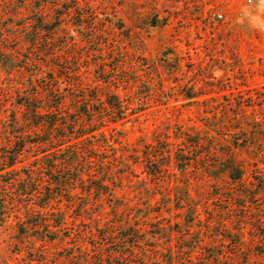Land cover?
<instances>
[{
  "label": "rangeland",
  "instance_id": "1",
  "mask_svg": "<svg viewBox=\"0 0 264 264\" xmlns=\"http://www.w3.org/2000/svg\"><path fill=\"white\" fill-rule=\"evenodd\" d=\"M38 20L53 28L39 39L34 35ZM59 67L66 68L71 83L78 77L82 87L115 94L125 105V118L105 129L117 141L116 157L122 156L133 174H120V188L114 190L121 204L117 214L105 200L101 208L94 203L82 213L63 194L48 203L42 216L18 217L9 206L7 215H0V264H77L67 258L68 232L78 234L77 243L90 252L105 228L118 238L133 225L143 241L141 249H134L136 263H205L197 260L199 248L233 257L220 225L234 234L240 214L226 212L213 180L192 167L181 173L172 164L173 176L154 179L144 172L141 151L158 140L180 145L182 139L174 138L178 128L191 134L194 128L223 145L207 125L215 127L216 118L232 115L241 103L239 109L251 115L248 121L260 122L263 130L238 156L248 169L247 181H253L254 165L264 171L254 158L264 147V0H0V153L37 134H15L10 128L12 114L22 111L16 102L30 74L40 69L38 77L50 71L56 76ZM21 165L48 177L31 156L15 167ZM185 192L190 202L178 204ZM189 208L197 214L191 224ZM249 221L243 226L244 253L236 252L234 261L247 255L253 264H264V248L257 239L251 241ZM53 232L57 240L51 241Z\"/></svg>",
  "mask_w": 264,
  "mask_h": 264
},
{
  "label": "trees",
  "instance_id": "2",
  "mask_svg": "<svg viewBox=\"0 0 264 264\" xmlns=\"http://www.w3.org/2000/svg\"><path fill=\"white\" fill-rule=\"evenodd\" d=\"M37 22L40 25L34 29L36 38L39 39L45 30L53 31L50 27L46 29L41 20ZM59 69L56 76L50 71L43 77H38L42 71L37 69L30 74L26 89L18 95L16 104L22 111L20 116L12 114L10 128L15 134L25 131L37 134L32 138L18 139L17 143L6 147L0 153V172H3L0 175L2 217L7 215L9 206L15 208L18 217L20 214L25 217L42 216V210L48 203L62 194L66 196L70 207L74 206L82 213H86L88 206L94 203L101 208L102 204L99 202L102 200L110 203L112 213L117 214L121 207L114 190L120 188V174L130 172V166L122 156L116 157L118 150L113 144L117 141L113 136H107L108 131L105 128L107 124H116L124 119L127 108L115 94L99 88L88 90L80 85L78 77H75V83H71L66 68ZM63 77L66 85L61 88L63 83L60 80ZM239 104L241 103H238V108L232 115L224 112L220 118L214 117L215 127L207 125L216 136L223 139V145H219L217 138L213 136H201L200 132L193 131L194 128L190 129L192 134L178 128L174 138L182 139L180 145L174 147L173 143L158 140L156 144L145 145L141 151V163L147 175L154 179L165 175L173 176L169 171L171 164L181 173L192 167L194 171H200L213 180L214 188L218 190L216 196L225 203L227 213L231 215L239 212L240 215L236 214L237 226L234 227V234L225 225H220L228 233L221 236L232 243L234 252L230 254L233 257L214 253L213 248L206 252L202 251L204 248H199L197 260L205 261L201 264H253L247 255L239 263L234 261L236 252L244 253L243 226L248 220L252 227L248 231L251 241L257 239L264 248V209H261L264 201L259 203L264 199V171H258L254 165L253 181H247L248 169L244 160L238 156V151L247 147L246 144L252 140V136L263 129L260 128V122L248 121L251 115L248 116L240 110ZM230 128H233L234 133H228ZM219 146H223L221 150H218ZM254 155L256 164L264 165V147L256 149ZM27 156L42 164L45 172H48L46 180L39 171L35 172L24 165L19 169L15 167L22 164ZM210 157L218 159L219 162L206 163ZM138 159L139 156L134 157L133 164H137ZM130 173L133 174L132 171ZM223 177L227 180L225 190L219 184V181L224 182ZM185 195L186 199H180L178 204L190 202L186 192ZM112 201L114 202L111 203ZM188 211L191 212V221H188L191 224L197 214L191 208ZM105 229L98 241H93L90 252L77 243L80 238L78 234L71 235L68 232L70 248L67 258L70 262L142 264L133 261L137 258L134 249H141L138 245L143 242L139 236L140 229L134 225L128 227L123 233L119 232L118 238L117 233ZM90 236L92 237L91 233ZM49 240H57V232H53ZM118 245L119 250H108L111 246ZM125 247L129 248L125 249L126 253L123 252Z\"/></svg>",
  "mask_w": 264,
  "mask_h": 264
},
{
  "label": "built area",
  "instance_id": "3",
  "mask_svg": "<svg viewBox=\"0 0 264 264\" xmlns=\"http://www.w3.org/2000/svg\"><path fill=\"white\" fill-rule=\"evenodd\" d=\"M248 2H250V0H248ZM218 18H221V15H217Z\"/></svg>",
  "mask_w": 264,
  "mask_h": 264
}]
</instances>
